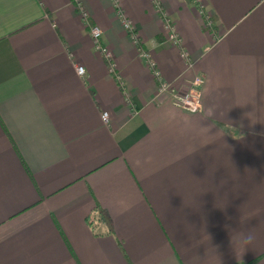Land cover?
<instances>
[{"label": "crops", "instance_id": "crops-1", "mask_svg": "<svg viewBox=\"0 0 264 264\" xmlns=\"http://www.w3.org/2000/svg\"><path fill=\"white\" fill-rule=\"evenodd\" d=\"M0 264H264V0H0Z\"/></svg>", "mask_w": 264, "mask_h": 264}, {"label": "built area", "instance_id": "built-area-1", "mask_svg": "<svg viewBox=\"0 0 264 264\" xmlns=\"http://www.w3.org/2000/svg\"><path fill=\"white\" fill-rule=\"evenodd\" d=\"M162 23H163V29L164 32L167 34L168 42L171 43L173 46L180 47V39L175 33L174 29V23L171 21V19L165 14L162 13L161 16ZM123 27L126 31L127 35L132 39L134 44L138 47L139 51V57L141 60L145 61L148 68L151 70L154 79L157 83V91L159 95H168L171 97L172 104L184 111L187 112H197L200 108L199 101H200V88L203 84V80L200 77H196L192 80L189 86L188 92L180 96L178 95L173 86L167 82H165L159 72L155 69L154 63L150 60L148 54L141 50L138 45V41L136 38V34L134 31V27L129 22H126L123 20ZM90 35L92 38L93 46L95 52L102 57V59L105 61L107 68L112 76H114V79L119 83L120 79L117 75L114 73V65L110 62V55L108 53L107 48L102 44V32L98 27H92L90 29ZM182 58H186V54L181 53ZM189 68L191 65L188 66ZM76 73L78 76L82 77L84 76V69L81 67H78L76 69ZM102 121L107 122L108 121V114L104 113L102 115Z\"/></svg>", "mask_w": 264, "mask_h": 264}, {"label": "clouds", "instance_id": "clouds-1", "mask_svg": "<svg viewBox=\"0 0 264 264\" xmlns=\"http://www.w3.org/2000/svg\"><path fill=\"white\" fill-rule=\"evenodd\" d=\"M252 239H253V237H252L251 233H249L247 235H243L241 238V245L246 248V246L251 243Z\"/></svg>", "mask_w": 264, "mask_h": 264}]
</instances>
